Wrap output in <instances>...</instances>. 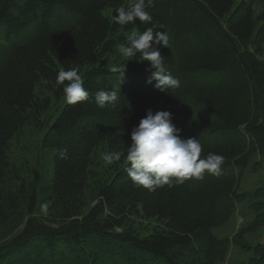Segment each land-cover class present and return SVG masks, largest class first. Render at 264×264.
<instances>
[{"label": "trees", "instance_id": "16d2710c", "mask_svg": "<svg viewBox=\"0 0 264 264\" xmlns=\"http://www.w3.org/2000/svg\"><path fill=\"white\" fill-rule=\"evenodd\" d=\"M124 1L0 0V264H220L234 240L212 231L239 204L255 215L239 239L264 228V187L237 190L246 170L261 169L253 157L264 165V10H254L264 0H155L153 22L144 24L169 34V47H157L181 82L167 93L147 83L154 69L139 54L125 59L134 70L88 69L140 27L113 21ZM73 67L89 99L47 117L64 97L57 72ZM101 89L120 93L118 102L98 107ZM148 109L169 111L182 138L199 139L201 157L224 156L223 175L150 192L133 186L122 157L90 189L95 152L126 151ZM26 127L45 130L50 170L41 167V176L23 174L9 156ZM135 218L156 225L142 236ZM247 249L248 264H264V240Z\"/></svg>", "mask_w": 264, "mask_h": 264}, {"label": "clouds", "instance_id": "9594fccd", "mask_svg": "<svg viewBox=\"0 0 264 264\" xmlns=\"http://www.w3.org/2000/svg\"><path fill=\"white\" fill-rule=\"evenodd\" d=\"M155 6V0H134L133 3L118 7L112 16L117 25H127L139 20L152 24L153 16L147 10ZM156 25L143 32L133 33L128 37V44H121L119 54L130 61L139 54L143 61H148L152 71L147 83L155 89L167 93L181 86L179 78L174 77L167 69L157 45L169 47L170 36L167 31H154ZM160 27H163L162 25ZM79 67L59 70L56 74L57 87L62 86L65 102L70 105L89 99V92L79 74ZM116 90H99L95 93L98 107L115 105L119 100ZM172 123V115L166 110H146V115L138 125L133 126L130 144L126 151H112L103 157L108 165L119 162L122 157L128 162L125 171L133 186L143 187L150 192L157 188L174 184H183L189 179H203L205 173L220 177L223 175L225 157L217 153H208L201 157L202 145L198 138H182ZM61 158H67V149L58 150Z\"/></svg>", "mask_w": 264, "mask_h": 264}, {"label": "rangeland", "instance_id": "374dc122", "mask_svg": "<svg viewBox=\"0 0 264 264\" xmlns=\"http://www.w3.org/2000/svg\"><path fill=\"white\" fill-rule=\"evenodd\" d=\"M241 0H234L235 5H238ZM134 0H125L123 6H127L133 3ZM264 1L257 5L255 10V15H259L260 12L264 10ZM108 15V13H106ZM141 23V22H139ZM146 25L141 23L140 27L136 30L135 33H141L146 30ZM119 36L127 37V34H120ZM120 43L117 41V44ZM252 51V49H248ZM259 59L264 62V45L262 46L261 54ZM103 62L96 58H92L89 61L88 69L104 65L105 67L111 70L128 68L129 70H134L137 68V65L130 64L127 67L125 65L127 62L119 54V46L112 49V51L102 59ZM42 95H44L42 93ZM65 98L61 99L58 102L52 104L51 110L47 114V117H53L60 111V108L63 106ZM45 134V130L36 129L32 127H26L22 130L21 133L16 136L9 145V156L11 161L16 164L19 168L26 167L25 173L31 174L32 172H39V169L44 167L45 171L50 170V165L48 163V153L43 150L41 146L42 138ZM107 152L104 149H98L92 158V164L89 170V188H93V184L97 180L104 176L107 172L108 176H111L112 169L111 165H108L104 162V155ZM260 163L261 169L258 171H253L250 168L246 170L239 181L238 193L239 194H251L256 189L264 187V165L261 163L259 157H253L251 160V165L253 163ZM23 165V166H22ZM87 204L92 206L94 202L87 200ZM88 206V207H89ZM254 214L250 210V207L247 202L239 204L231 217V219L222 227L216 228L212 231L213 235L218 239H227L230 242L234 240V244L230 247L229 252L223 263L220 264H248L250 259L253 257L252 253L248 251L247 248L252 247L256 243H262L264 240V228L254 232L248 233L239 239L241 231L247 227L248 224L254 218ZM134 220V229L137 230L138 234L145 236L152 228L156 225L152 221H147L143 219L135 218ZM22 228L16 233H20ZM15 234V235H16ZM240 242V243H237Z\"/></svg>", "mask_w": 264, "mask_h": 264}]
</instances>
